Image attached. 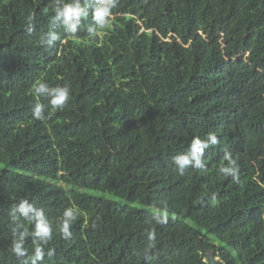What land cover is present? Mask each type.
<instances>
[{"label": "trees", "instance_id": "obj_1", "mask_svg": "<svg viewBox=\"0 0 264 264\" xmlns=\"http://www.w3.org/2000/svg\"><path fill=\"white\" fill-rule=\"evenodd\" d=\"M51 3L0 0V264H31L38 238L22 258L11 251L23 198L54 229L43 264H212L211 251L264 264V0H119L95 41L89 16L77 38L57 25L63 42L48 48ZM41 78L71 88L43 121ZM209 131L220 144L206 168L181 175L172 158ZM225 151L239 183L217 174ZM68 207L79 216L64 239Z\"/></svg>", "mask_w": 264, "mask_h": 264}, {"label": "clouds", "instance_id": "obj_2", "mask_svg": "<svg viewBox=\"0 0 264 264\" xmlns=\"http://www.w3.org/2000/svg\"><path fill=\"white\" fill-rule=\"evenodd\" d=\"M119 0H52L51 10L54 15L51 17L50 29L40 39L41 45L48 48L55 47L58 41H61V35L55 31V27L60 25L64 32L77 38L76 34L80 29L82 22L87 21L91 16V25L88 27V36L92 40H96L103 34L102 30L110 29L112 24L113 9L118 6ZM47 12L48 9H45ZM33 17H29L25 31L31 35L35 30ZM63 42V41H61ZM31 92L37 98L32 108V114L37 120L47 119L45 115L46 109L61 110L69 102L71 97V88L67 83L63 85L50 86L43 78L37 80L31 89ZM47 100V104L43 103L40 98ZM220 144V140L213 131H209L204 138L194 136L191 140L190 148L185 152L178 153L173 159V163L180 170V174H184V170L189 167H195L200 170L206 168L205 150ZM217 174L224 177H231L236 183L240 182L239 167L237 161L233 159L232 153L225 151ZM215 195L212 196V203H217ZM19 213L17 216L16 214ZM79 216V210L74 207L65 208L62 216L58 219V230L64 239L72 236L70 231L72 224ZM167 211L157 209L153 215V219L158 224L167 223ZM11 219L14 227H11L12 245L11 251L17 258H22L28 254L25 247V240L29 236L36 237L34 240L33 255L31 256V264H43L44 257L54 255V249L45 248L49 241L53 239V226L49 219L45 216L42 208H38L34 203L23 198L18 205H14L11 212ZM29 225L31 230H29ZM95 225H93L94 227ZM23 229V231H20ZM149 238L154 240L155 234L150 233Z\"/></svg>", "mask_w": 264, "mask_h": 264}, {"label": "rangeland", "instance_id": "obj_3", "mask_svg": "<svg viewBox=\"0 0 264 264\" xmlns=\"http://www.w3.org/2000/svg\"><path fill=\"white\" fill-rule=\"evenodd\" d=\"M208 257L212 259V261H215V263H218V258L214 255L213 251L208 253Z\"/></svg>", "mask_w": 264, "mask_h": 264}, {"label": "water", "instance_id": "obj_4", "mask_svg": "<svg viewBox=\"0 0 264 264\" xmlns=\"http://www.w3.org/2000/svg\"><path fill=\"white\" fill-rule=\"evenodd\" d=\"M211 262H212V264H219V263H215V261H212V259H211Z\"/></svg>", "mask_w": 264, "mask_h": 264}]
</instances>
